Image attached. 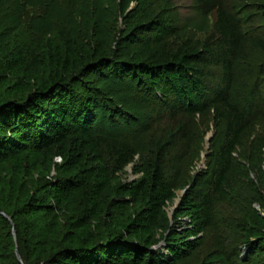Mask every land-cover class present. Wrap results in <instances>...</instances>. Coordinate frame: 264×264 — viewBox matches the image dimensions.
I'll list each match as a JSON object with an SVG mask.
<instances>
[{
	"label": "trees",
	"instance_id": "trees-1",
	"mask_svg": "<svg viewBox=\"0 0 264 264\" xmlns=\"http://www.w3.org/2000/svg\"><path fill=\"white\" fill-rule=\"evenodd\" d=\"M195 2L202 15H214L205 38L182 35L166 10L144 13L128 24V51L117 60L103 44L92 48L57 22L50 34L42 30L27 44L0 47V213L20 237L23 220L40 217L35 236L46 240V264L183 259L174 235L164 246L155 237L195 142L212 125L221 130L208 172L201 187L194 179L175 214L188 216V234L198 237L214 223L216 205L241 187L250 190L248 204L260 203L251 173L264 154V70L255 73L263 68L252 69L249 56L264 53V0ZM38 10L43 15L44 8ZM110 76L128 80L131 99L152 116L141 177L116 188L112 176L137 151L128 137L96 132L100 104H107L97 85ZM111 190L120 199L108 205ZM245 230L241 242L251 252L262 250L264 239L251 240L253 232ZM22 248L19 264L34 263Z\"/></svg>",
	"mask_w": 264,
	"mask_h": 264
},
{
	"label": "rangeland",
	"instance_id": "rangeland-1",
	"mask_svg": "<svg viewBox=\"0 0 264 264\" xmlns=\"http://www.w3.org/2000/svg\"><path fill=\"white\" fill-rule=\"evenodd\" d=\"M39 7L44 8L43 15ZM162 10L167 11L185 37L201 40L211 32L214 15H202L195 0H0V47L10 41L27 44L42 30L50 34L52 23L57 22L92 48L96 49L97 44H103L107 49V57L117 60L128 51L125 38L128 24L141 14L151 15ZM249 58L252 69L256 65L263 68H254L255 73L264 70V53L254 52ZM115 71L119 73L117 69ZM97 88L102 91L107 104H100L96 118V125L100 128H96V132L111 137H128L137 151L134 160L112 176V185L116 188L141 177L142 157L148 148L147 131L152 120L151 110L144 104L133 102L130 97L132 86L128 80L120 81L110 76L98 83ZM109 106L131 115L126 118L132 120L127 122L122 117L125 115L120 114L119 118L111 114ZM220 130L221 127L215 128L212 125L195 142L176 183L175 197L164 208L162 229L155 239L164 246L167 237L174 235L175 241L183 245L185 256L175 264H264V248L251 252V247L241 242L245 229L253 232L251 240L264 239V154L259 167L251 173L256 181L254 191L262 196L260 203L254 200L251 205L248 204L246 197L251 196L250 190L247 185L241 187L229 202L216 205L214 223L198 237L188 234L191 228L189 217L177 216L175 210L172 211L182 198L180 193L189 191L195 178L201 187L202 178L208 172L209 155ZM55 161L59 163L58 159ZM54 175L52 172L47 178ZM84 193L85 190L81 192L79 203ZM105 198L108 205L120 199L112 190L108 191ZM0 214L6 218L5 221L0 220V264L22 263L19 256V248L22 247L23 253L34 259L32 264H46L47 254H44L45 248L41 244L45 239L35 236L38 229L42 228L40 217L23 220L22 227L25 230L20 237L11 218L4 213ZM93 226L92 233L95 231ZM187 242H192L194 248L189 250L184 247Z\"/></svg>",
	"mask_w": 264,
	"mask_h": 264
},
{
	"label": "water",
	"instance_id": "water-1",
	"mask_svg": "<svg viewBox=\"0 0 264 264\" xmlns=\"http://www.w3.org/2000/svg\"><path fill=\"white\" fill-rule=\"evenodd\" d=\"M185 194H186V190H184L182 193H180L181 197H183ZM180 203H181V199L179 200V202L176 204L175 208L172 211H174V210L176 211L178 206L180 205ZM18 259H20V258L18 257Z\"/></svg>",
	"mask_w": 264,
	"mask_h": 264
},
{
	"label": "bare ground",
	"instance_id": "bare-ground-1",
	"mask_svg": "<svg viewBox=\"0 0 264 264\" xmlns=\"http://www.w3.org/2000/svg\"><path fill=\"white\" fill-rule=\"evenodd\" d=\"M178 202H179V201H178ZM178 202H177V203H178ZM177 203H176V204H177Z\"/></svg>",
	"mask_w": 264,
	"mask_h": 264
}]
</instances>
